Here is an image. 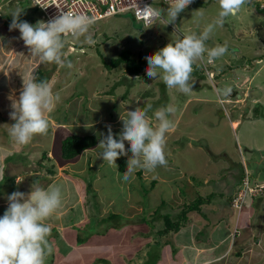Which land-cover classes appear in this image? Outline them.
<instances>
[{"label":"rangeland","instance_id":"obj_1","mask_svg":"<svg viewBox=\"0 0 264 264\" xmlns=\"http://www.w3.org/2000/svg\"><path fill=\"white\" fill-rule=\"evenodd\" d=\"M254 3L258 11L252 4L246 5L239 15L226 19L223 27H217L206 42L208 48L227 44L228 52L216 60L214 67L220 71L225 62L231 61L232 68L228 69L224 76L221 71L211 80L204 68H201L202 63H207L205 57L204 62L198 61L193 65L195 71L192 73V91L184 94L175 88H167L159 78L150 79L146 75V56L154 54L170 42L174 43L182 39L184 35L201 32L207 23L217 17L218 0H194L184 12L180 13L175 25L166 23V14L162 19L155 20L151 27L136 21L132 13L102 18L96 21L90 29V34L96 41L95 45L84 43L83 38L79 41L70 37L66 38L68 42L64 53L73 65L71 69L39 62L38 59L30 56L28 48L20 39L19 30L9 31V22L12 20L10 14L17 7L24 8L20 17L22 21H27L32 25L43 21L41 10L31 0H0V182H2L0 183V217L4 214L3 210L8 207L7 196L10 192L7 187L17 188L16 191L27 195L32 190L35 175L47 173L43 167H46L49 160L44 161L46 164L43 163V166H40L38 161L44 151L48 150L49 143H52L53 148L59 147V152L62 138L74 133H96L100 142L103 138L100 134L104 136L107 134L106 125H111L113 133L118 135L122 131L118 128L119 126L123 128V123L120 118L118 120L113 118L118 116L122 107H125L122 111L124 114L126 109L127 111L136 108L143 109L145 105L152 104L153 110L148 113V117L153 126L158 123L154 117L156 109L162 106H172L176 109L169 116L175 125L174 131L166 134L167 166L157 167L155 171H146L142 175V178L148 175L157 177L161 170L160 173L163 176L172 180L176 177V180L162 186L155 184L152 191H147L149 190L148 183L144 181V178V180L134 182L133 184L138 183V185L131 187L129 192V186L124 188L130 182L123 181V173L119 171L118 166H109L107 162L98 158V153L101 151L98 148L99 142L96 147L87 150L96 159L93 162L95 172L85 171L84 168H87L88 162L81 166L86 156L80 160L79 158L69 160L67 162H74L61 166L58 164V158L62 159L61 155L54 157L52 163H55L54 167L57 172L55 176L49 177L51 183L48 187L60 186L66 200L62 199L61 207L46 222L55 223L56 219L61 217L58 221H61V224L57 226V230L63 231L70 227V224L64 223L68 222L70 217L62 216L69 215L70 211L67 208H70V204L68 202L72 204L70 198L76 197L77 193L79 196L80 191L79 182L67 180L69 174L65 173L66 168L72 173L75 172L76 176L84 172L85 180L80 182L84 192L86 179L93 178V186L99 196L113 200V202L108 201L109 205L111 204V212L122 215L119 219L122 223L117 224L114 220L112 221L113 227L109 234L95 233L90 242L79 247L70 246L74 249L67 254L70 261L77 264H96L97 258L102 257L101 259L111 261L109 262L111 264H138L134 259L128 263L127 261L135 257L136 253L148 249L156 241V234L162 237L158 233V230L162 228L160 227L161 222L159 223L157 219L152 220L151 214L146 211L145 213L142 210L134 211L131 221H128L129 216H125L122 208L126 209L125 205H130L129 193L132 196L131 203L139 201L143 204L146 201L145 205L149 203L159 205L164 201V205L157 206L159 207L157 215L161 216L162 212L171 211L176 216L172 202L180 198L181 186L179 184L183 179V173L190 176L189 172H194L193 175L199 180H195L199 183L196 190L202 185L205 175L211 174L209 181L203 186L204 194L212 191L219 195L223 193V189L230 192L243 175L249 176L250 186H255L257 182L264 183V170L263 174L256 179L261 171L260 168H264V14L259 12L263 11L259 3L255 0ZM154 5L157 9L164 10L169 6L162 2H156ZM197 10H202L204 13L203 18L199 20L196 16ZM218 38L224 42H219ZM70 43L73 48L68 47ZM126 53H129L132 59L135 58L134 60L139 58L144 60L142 79L140 77L137 79L136 76H125L124 63L120 67L112 64L123 55L126 56ZM36 68L51 71L49 85L54 81V86L57 79L58 83L62 84L63 99L54 103L51 112L59 106L57 117L60 121H65L70 128H60V125L56 123L55 115L50 116L51 112L46 113V117L50 116L51 129L46 135L34 137L28 145L20 146L8 135V129L14 123L9 114L13 110L11 107L13 100H19L23 90V79H33ZM108 75L110 78L107 77ZM113 85L115 86L114 93L113 91L108 93ZM217 87L231 88V94L226 95ZM149 88L153 90L150 91L152 94L146 96L143 91ZM237 93L242 94L243 97L239 98ZM226 98L231 99L226 102ZM98 118L101 119L91 124ZM235 118H240L241 123L239 125L235 123L238 126L234 129L230 121ZM79 120L87 122L88 124L85 125L88 127L77 125L76 122L72 124L73 121ZM125 148L130 158L132 154L127 141H125ZM78 165L84 168L76 170ZM135 173L134 178L136 175L140 176L138 172L136 175ZM11 175L16 178H11ZM18 175L20 176L17 177ZM186 178L183 179L185 186H187ZM50 179H53V182ZM14 180L16 183L13 182ZM18 182H20L19 188L17 187ZM68 184L69 187H67ZM121 185H124V188ZM189 186L193 188L191 184ZM170 189H174L176 194L169 193ZM225 196L218 198L221 203L215 200L202 205L204 206L203 211L211 219L214 220L221 215V213H215L214 210L216 211L220 204L227 203ZM97 200L100 209L103 203L98 198ZM258 202L255 199L253 205L255 212L261 207ZM229 211L233 212L231 216L234 218L241 212L232 204L229 205ZM222 212L225 214V209ZM251 213L247 215H249L248 220L251 219L252 222L250 221L249 225L242 228L237 227L236 220L233 222L231 218V222L234 223L232 240L236 242V245L230 247L222 255L220 258L222 264H264V208L259 213H253V215ZM188 217L189 220L187 219L186 223L190 224L186 226L192 224L197 226L198 229L196 228L194 232L207 222L196 210ZM139 220H142V223H139ZM87 223L89 224V221L85 220V224ZM99 226V231H103L104 226ZM184 226L181 227V232L172 231L164 234L161 250H159L161 260L158 264H197L199 262L194 259L192 261L180 253L179 246L175 244L177 243L175 238H183L182 233L186 230ZM218 228L226 229L228 224L220 223ZM90 230V227H85L82 232L88 233ZM68 232L71 231L68 230ZM193 237L199 245H206L198 242L197 236H192V239ZM165 239H168L170 243L166 244ZM212 240L216 243L218 237ZM99 241L103 242L102 246L105 244L107 248L95 245ZM211 245H214L213 242ZM211 245H207L210 249L194 247L195 250H191L193 257L204 258L207 252L211 253ZM109 246L112 247L111 252L108 249ZM154 251L158 252V250ZM60 254H63V251ZM52 256L51 254L47 257L46 264H56L53 262L55 258L61 264L67 260V257L57 255L50 261L49 258ZM101 259H99L100 262ZM99 264H107V262L103 261Z\"/></svg>","mask_w":264,"mask_h":264},{"label":"clouds","instance_id":"obj_2","mask_svg":"<svg viewBox=\"0 0 264 264\" xmlns=\"http://www.w3.org/2000/svg\"><path fill=\"white\" fill-rule=\"evenodd\" d=\"M31 1L41 10L43 21H38L35 25L22 21L20 17L24 8L17 7L10 14L12 21L9 31L19 30L20 39L28 48L30 56L38 59L39 62L71 69L73 65L64 53L68 42L66 38L70 37L77 41L83 38L84 43L95 45L96 41L90 34V29L96 23L95 17L77 13L71 9L64 11L63 7L54 5L58 9V14L52 20L45 22L42 8L47 9L52 4H35L34 0ZM257 1L260 7L264 8L262 6L264 0ZM156 2L161 1L153 2L155 9L148 5L142 10L144 19L149 24L136 18L147 27H151L155 20L162 19L165 14L166 23L175 25L180 13L184 12L194 0H169L166 10L157 9L154 5ZM218 3L217 17L207 23L201 32L184 35L182 39L176 40L174 43L170 42L154 54L146 56V75L150 79L159 78L167 88H175L188 94L193 87L191 82L193 65L198 61L204 62L205 57L207 63H202L201 68H204L206 75L213 80L220 74V71L214 66L217 59L226 55L228 46L224 44L208 48L206 42L217 27H223L226 19L239 15L242 8L251 4V0H218ZM196 16L198 20L203 18V11L197 10ZM69 46L73 48L71 43L68 44ZM81 52L84 53V51ZM224 90L226 95L231 94V88ZM240 96L243 97L242 94ZM230 99L226 98L225 101L228 102ZM58 100L59 96L53 93L52 87L47 81L23 79V90L19 100H13L11 105L13 110L9 114L11 120L14 121L8 129L10 138L17 145L25 146L31 143L34 137L46 135L49 120L45 114L51 112L54 103ZM152 110V104H147L143 109L136 108L128 110L124 114L120 113L123 128L118 134V138L113 134L111 125H106L108 130L106 136L100 134L103 138L98 144V148L101 149L98 158L107 162L109 166H117V159L127 155L125 148V141H127L132 155L128 158L126 171L122 174V179L125 182H130L137 170L153 172L157 167L167 166L166 134L175 127L169 116L176 109L172 106H162L156 109L154 117L158 123L155 126L150 123L148 117V113ZM85 127L88 126L85 125ZM246 178L249 180V176L244 175L239 190L231 199V204L234 207V200L241 191ZM250 187L255 190L246 197L240 214L246 205H250L249 200L254 203L253 197L264 191V183L257 182L255 186ZM7 201L8 207L0 217V264H46L47 257L54 251L53 244L49 239L51 228L46 221L62 205L61 187L53 185L44 189L34 183L29 194L14 191L7 196Z\"/></svg>","mask_w":264,"mask_h":264},{"label":"trees","instance_id":"obj_3","mask_svg":"<svg viewBox=\"0 0 264 264\" xmlns=\"http://www.w3.org/2000/svg\"><path fill=\"white\" fill-rule=\"evenodd\" d=\"M133 15V14H132ZM134 19L136 21H138L136 19V17L133 15ZM11 21L9 22V25L11 24ZM143 23V22H142ZM219 42H224V40H222L221 38H218ZM135 58H131L129 53H126V56L123 55V57H120L119 59L115 60L114 62H112V64H115V67H120L122 65V63H124V69H125V76H136V77H140L142 79L143 77V67H144V60L142 58H139L138 60H134ZM58 67V66H57ZM56 67V68H57ZM232 65H230V63H225L224 66L221 68V71L226 72L228 69H231ZM193 72L195 71V68L193 66ZM142 72V73H141ZM51 71L47 72L44 69H37L34 72V76L33 79L37 80V81H47L49 80V76H50ZM108 78H110V76H107ZM139 79V78H137ZM114 88L115 86L113 85V88L108 91V93H111L113 91L114 93ZM153 91L152 89H147L144 90V94L146 96H149L150 94H152ZM122 109V108H121ZM58 113V112H57ZM53 115V113H51V116ZM58 123H66L65 121H60L58 117H55ZM74 122H76L77 125L83 124V123H87L85 121L79 120V121H73L72 124H74ZM51 129V126H49L48 130ZM114 135L117 136L118 135L113 133ZM107 135V134H106ZM105 135V136H106ZM63 139V140H62ZM62 142H61V157L64 161H69V160H74L76 158H79L81 155L85 154V152H87V150L96 147L98 142H99V136L96 135V133H88V134H78V133H74V134H70L67 136H64L62 138ZM49 160V163L46 165V167L44 166L43 169L47 170L45 174H40V175H35V178L33 179V183L38 184L39 187L47 189L49 183H51L49 181V177L51 176H55L56 175V169L54 167L55 163H52L50 160H52L49 156H48V152L44 151V154H42V156L39 159V164L40 166H43V163H45L44 161ZM96 159H94V157L90 156L88 157V164H87V168H86V172H95L94 167H93V162H95ZM127 160H128V156L124 155L121 156L117 159L116 164L118 166V169L121 173H124L126 171L127 168ZM46 164V163H45ZM65 173L76 176V173H72L71 171H69V169H64ZM84 173V172H83ZM138 173L141 175L142 171L139 170ZM78 176H76L80 181L81 180H85V178L83 177L84 174H77ZM81 176V177H80ZM92 176V175H91ZM192 177L197 180V177H195V175H192ZM243 177L244 175L241 177L239 182L243 181ZM11 178L15 179L16 177H12ZM51 180V179H50ZM4 181V180H3ZM53 181V179L51 180ZM199 181V180H197ZM14 183L15 180L13 181ZM159 182V179L157 178H153L151 180H149V184H147V188H149V190L147 191H151L154 188V185L157 184ZM174 182V181H173ZM2 183V182H0ZM86 183L85 184V192L87 195V204L89 205V209H93V211L96 212V210H99V204H98V200L97 198L99 197V193L96 189H94L93 186V178H88L86 179ZM172 183V182H170ZM17 187L19 188L20 182L17 183ZM16 185V184H15ZM1 186V185H0ZM10 187V186H9ZM9 190V195L11 193H13L14 191H16L17 188L15 189H11L8 188ZM145 190V189H144ZM84 191V189H83ZM215 196V193H212L211 195H207V196H200L199 198H197L195 201H190L189 203L185 204V207L181 209L180 212L177 213V215L175 216L171 211L168 212H162L161 216L157 215V211L159 210V207L164 205V201H162L159 205H156V203H149L148 205L146 204V201H144L143 205H144V211L148 212L151 214L150 208L153 209V213L150 215L152 217V220L156 221L155 219H157V221L160 223L161 222V226L162 227L160 230H158L159 234L162 235V237L164 236V234L166 232H177L181 229L182 226H184L186 224V220L188 219V212L191 210H196L198 212H201L204 216H206L205 212L202 210L204 203L206 202H212L211 200L213 199V197ZM231 199H233V197H231ZM159 206V207H157ZM158 208V209H157ZM245 209V207L243 208V210ZM6 209H4L3 211L5 212ZM142 211V212H144ZM243 212V211H242ZM145 213V212H144ZM95 214V213H94ZM122 217L119 216V214L114 213V212H109L108 215L102 217H98L97 214H95L94 217L87 215V221H89V224H82V225H72L71 229L73 228L75 231L77 232H68V230L70 231L71 229H66L64 231H60L59 229L57 230V226H55L54 224H48V226L51 228V236H50V241L53 244L54 247V251L52 253V257L49 258L50 261L52 259H54L57 255L58 256H62L67 257V260L64 264H77L74 261H70L68 259V253L72 250H74L73 245L74 246H80L82 244L88 243L91 241L92 236L95 233L101 234V233H107L109 234L112 230L113 224L112 221L114 220L115 222L119 221V219ZM155 217V218H154ZM219 221V220H217ZM158 222L156 224H158ZM214 224V223H213ZM213 224H211L210 226L206 227V230H211L212 227L214 226ZM90 225V226H89ZM99 225H103L104 226V230L103 231H99L100 226ZM53 227V228H52ZM90 227V231L88 233H83L82 230ZM237 227H240V225H237ZM156 236V241L153 242L148 249L146 250H142L139 253L135 254V257H132L131 259H129L127 261L131 262L133 259L136 263L138 264H158L161 260V256H159V250H161V246H162V237H158V234L155 235ZM58 239V240H57ZM103 242L99 241L96 242V244H98L100 247L102 248H107L105 246V244L102 246ZM71 246V247H70ZM77 247V248H78ZM112 249L111 246H109L108 249ZM151 248V249H150ZM65 249V252H64ZM110 249V252H111ZM154 250H158L154 251ZM63 251V254H60V252ZM154 251V252H153ZM110 255V254H109ZM102 257H98L96 260V264L98 263H103L107 262V264H111L109 262V260H105V259H101ZM130 258V257H129ZM101 259V262L100 260ZM56 264H61L60 261H57L56 258L53 261Z\"/></svg>","mask_w":264,"mask_h":264},{"label":"crops","instance_id":"obj_4","mask_svg":"<svg viewBox=\"0 0 264 264\" xmlns=\"http://www.w3.org/2000/svg\"><path fill=\"white\" fill-rule=\"evenodd\" d=\"M230 62L231 61H227L225 63H230ZM220 72H221V70H220ZM222 73L223 74H226L227 72H223L222 71ZM53 83H54V81H52L51 84H50V86L52 87L53 93L55 95L59 96V101H61V99H63V87H62V84H60V82L58 83V79L55 81L54 86H53ZM239 98H241L240 94H239ZM130 105H131V103H130ZM58 107H56V110H53L51 112V113H53L55 115V117H57ZM124 108L125 107H122V109L119 111L118 116L115 117V118H113L114 120H118L120 118V113L123 114L122 111L124 110ZM126 108H128V107H126ZM126 111H127V109L125 110V113H126ZM51 113H50V116H51ZM50 116L49 117H46V118L49 120ZM100 119L101 118H98L96 120H93V122H91V124H93L94 122H96V121H98ZM109 122H113V121H110L109 120ZM230 122H231L232 127L234 129L241 123L240 118L231 119ZM56 123L58 125H60V128H62V129L63 128H65V129L70 128L69 125H66L65 123H61L60 124V123L57 122V120H56ZM235 123H237L238 125L236 126ZM85 124H88V123H83V124H80V125H85ZM96 124H98V123H96ZM118 130H122V127L119 126ZM173 131L174 130H171V132H173ZM47 146H48V150H46L45 152H48V156L52 160H53L54 157H57V156H60L61 155L60 154L61 151L58 152V148L59 147L53 148L52 147V143H49V145H47ZM89 155L92 156V157H94L93 154H91L89 151L85 152V154H83V155H81L79 157L78 160L83 159L86 156L83 159L84 161H83V163H82L81 166L87 164ZM52 160H50V161L52 162ZM72 162H74V161H72ZM72 162H67V161L62 160L61 158H58V164L60 166L61 165H65L67 163H72ZM81 166L78 165L76 170H79V169L84 168V167H81ZM84 169H86V168H84ZM260 170L261 171H259V174L256 176L257 179H258V177H260V175L263 174L262 171L264 170V168H260ZM138 171L139 170L136 171L135 175L138 174L137 173ZM141 171H142V174L140 176L136 175L135 178H133V179L130 180V183H128V184L125 185V188H124V185H121V187L124 188V189H126L129 186L128 187V190L130 192L131 187L138 185V183H135V184H133V183L136 182V181H140L141 179L144 180V178H145L144 181H146L147 183L149 182V180H151L153 178H157V179H159V182L157 184L160 185V186H162L163 184H169L170 182H173V181L176 180V177H175V180H172L171 178H169L167 176H163L160 173L161 170H159V174H158L157 177H150L151 175H148V176H146V177L144 176L142 178L143 173H145L146 171L145 170H141ZM193 173H194L193 171H190L189 172V175L190 176H187L184 173L182 175V178L183 179L187 177L186 178L187 186H185L186 183H183L184 180L182 179L181 184H179L181 186V195H180V198L176 202L175 201L172 202V203H174L172 205H174L173 208L175 209L176 213L180 212L181 211V208H184L186 203H189L190 201H193V200L195 201L200 196H202V197L204 196L205 197L207 195H211L212 194V191L209 194H204L203 193V191H204L203 190V186L209 181V179L211 177V174L205 175V177L203 179L204 181H203L202 185L198 187V190H196V186L199 183H196L195 182V179L192 177ZM19 176L20 175H18L17 177H19ZM67 176H68L67 180L68 179H71L73 182H79L78 187H79V191H80V195L79 196H78V193H77V196L76 197H74L72 199L70 198V201H72V204L70 202H68L70 204V208H67L70 211L69 215L62 216L64 218L65 217H67V218L70 217L69 220H68V222H64L66 224H70V227L66 228L67 230L68 229H71V227H72L73 224L74 225H82V224H84L85 223V220H87V215H90V216L94 217L95 214H97L98 217H102V218L104 216L108 215V213L111 211L110 210V205L111 204L109 205V203L110 202H113L112 199L110 201V200H108V199H106L104 197H100L99 196L98 199L100 200V202L103 203V205L99 209L101 211L100 212H97V210H96V212L94 214L93 210L88 208L87 195H86V192L83 191V188L81 187V184H80V182L82 180L80 181L76 176H73V175L70 176V174L67 175ZM68 183H70V181ZM236 183L237 184L234 185V189H232L230 192L227 191L226 189H223V193L222 194H219L218 195V194L215 193V196L211 200L212 202H214L215 200L218 201V198L219 197H223L224 195H226L225 196L226 197L225 198V202H227V203H225V205L220 204L219 207H217L218 209L216 211L214 210L215 213H221V215L218 218H216V219L213 220L207 214H205L206 216H204L200 212L203 215L204 220H206L207 222H205V224H202L203 226H201L200 229L197 230L196 232H194V231L196 230L197 226H193V224L190 225V226H186V225H189L190 224V223H186L185 224L186 230H184L183 233H182V237L183 238L182 239L175 238V241H177V243H175V242L174 243L179 246V248H180V251L179 252L182 253L183 255L187 256L188 258L192 259V261H193V259H194V261L195 260L196 261H199L197 264H222V262H220V258L222 257V255H224L230 249V247H232V246L235 247V245H236L235 244L236 242L234 243L233 240H232V228L234 227V223L231 222V220H232L231 218H233V222L236 220V222H237L236 225H240V227L242 228V227H245L246 225H249L250 224L251 219L248 220V216L249 215H247L249 212H252L251 214L253 215V213L256 214V213L261 212L262 209L264 208V193L261 192L260 193L261 194L260 196L259 195H256L255 198H253L254 201H255V199H257L259 201L258 202V205L261 206L258 210H256V212L254 210L255 207L253 206L254 203L253 202L251 203V201L249 200L248 203H250V205L249 204L246 205L243 213H241L239 216L236 215V218L232 217L231 215L233 214V212H230L229 211V205L231 206V204H230L231 203V197H233V195L237 192V190H238L241 182H236ZM189 184H191L193 186V188H190ZM69 186L70 185L68 184L67 187H69ZM183 186H185V189H183ZM61 190H63V189H61ZM169 193H172V195H175L176 194V191L174 189H170L169 190ZM131 197L132 196L129 193L128 202H130V205H128V204L125 205L126 206V209L124 207L122 208V211L124 212L125 216H129V220L128 221H131L132 214L134 213V211H136V210L137 211L138 210L144 211V205L142 203H140L139 201H138V203H133V202L131 203V200H130ZM258 197H260V198H258ZM62 199L63 200H66L65 199V195L63 193H62ZM108 201H110V202H108ZM218 202L221 203V201H218ZM181 203H182V205H181ZM209 203H211V202H209ZM128 206H130L129 209H127ZM221 207L223 209H225V214H223V212H222L223 209ZM202 210H203V208H202ZM149 211H151V214L153 213V209L152 208H150ZM193 211H195V210H191L189 212L191 213ZM189 212H188V216L190 214ZM83 215L85 217H83ZM59 218L61 219V217H59ZM59 218L56 219L55 223L54 222H52V223L51 222H47V223L54 224V225H56V226L59 227V225L61 224V221L58 222L60 220ZM217 220H219V221H217ZM125 222H127V221H125ZM116 223L117 224H120V223H122V221L119 220ZM139 223H142V220L141 221L139 220ZM220 223H222V224H228V228L220 230L218 228V225ZM211 224L214 225L212 227V229L211 230H206V227L207 226H210ZM66 229H64V230H66ZM70 231L71 232H76L73 228ZM177 232H181V230H179ZM237 232H239V231L237 230ZM172 236L174 238V234ZM192 236H197V241L198 242H203V244H206V245H199L195 241V237H193V239H192ZM214 237H216V238L218 237V241L216 243H214V241L212 240ZM211 242H213V244H214L213 246L211 245ZM165 243L166 244H169L170 242H169L168 239H165ZM208 244H210L212 246L211 247V253L207 252V255L204 258L203 257H200V258L199 257H193V253H191V250L194 249V247L210 249L207 246ZM191 247H193V248H191Z\"/></svg>","mask_w":264,"mask_h":264},{"label":"built area","instance_id":"obj_5","mask_svg":"<svg viewBox=\"0 0 264 264\" xmlns=\"http://www.w3.org/2000/svg\"><path fill=\"white\" fill-rule=\"evenodd\" d=\"M155 1L169 4V0H34L35 4H52L47 9L42 8L46 19L45 22L52 20L58 14V9L54 5H59L64 8V11L71 9L77 13H85L95 17L96 21L107 16L131 12L137 19L143 20L146 24H149V22L144 19L142 10L148 5L155 9L153 7V2ZM204 66L206 67V64ZM254 190L250 187L249 180L246 178L241 191L234 200L235 207L241 209L248 194L254 192Z\"/></svg>","mask_w":264,"mask_h":264},{"label":"flooded vegetation","instance_id":"obj_6","mask_svg":"<svg viewBox=\"0 0 264 264\" xmlns=\"http://www.w3.org/2000/svg\"><path fill=\"white\" fill-rule=\"evenodd\" d=\"M255 1H257V0H255ZM257 2H258V1H257ZM258 3H259V2H258ZM251 4L254 6L255 9H257V7L255 6L254 0H251ZM259 7H260V4H259ZM260 9L263 10V11H259V12H262V13L264 14V8H261V7H260ZM257 11H258V9H257Z\"/></svg>","mask_w":264,"mask_h":264},{"label":"water","instance_id":"obj_7","mask_svg":"<svg viewBox=\"0 0 264 264\" xmlns=\"http://www.w3.org/2000/svg\"><path fill=\"white\" fill-rule=\"evenodd\" d=\"M219 90L225 91L223 88L219 87Z\"/></svg>","mask_w":264,"mask_h":264}]
</instances>
